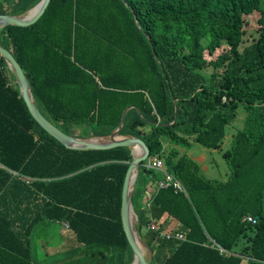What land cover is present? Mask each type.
I'll return each instance as SVG.
<instances>
[{
    "label": "trees",
    "instance_id": "1",
    "mask_svg": "<svg viewBox=\"0 0 264 264\" xmlns=\"http://www.w3.org/2000/svg\"><path fill=\"white\" fill-rule=\"evenodd\" d=\"M39 1L0 0V15H24ZM250 19L257 27L247 35ZM0 45L66 134L109 136L130 107L117 134L163 157L188 193L156 188L161 174L139 168L141 240L156 249L164 214L185 236L170 241L162 264H264V0H50L34 24L0 29ZM9 76L0 58V264H39L32 238L52 221L67 224L75 243L103 247L101 263L130 264L120 208L131 150L65 148L33 120ZM240 107L226 180L205 178L175 147L164 155L165 144L219 149ZM152 220L157 229L147 230Z\"/></svg>",
    "mask_w": 264,
    "mask_h": 264
},
{
    "label": "water",
    "instance_id": "2",
    "mask_svg": "<svg viewBox=\"0 0 264 264\" xmlns=\"http://www.w3.org/2000/svg\"><path fill=\"white\" fill-rule=\"evenodd\" d=\"M49 1L50 0H40L24 15L17 16L1 14L0 29L6 26L26 27L34 24L44 13ZM32 10H34V12L28 15L27 13ZM0 58L4 60L7 68L13 74L17 88L19 90V94L22 97L27 107V110L33 120L39 125L41 129H43L49 136L54 138L65 148L73 150H107L116 147H128L131 150L132 160L129 163L128 169L126 171L121 192V223L126 240L132 251L133 259L130 264L133 263L135 256L138 257L139 264H149L150 259L146 260L144 255L140 252L137 243L134 239V235L149 251L150 249L141 240L139 236V230L136 228V230L134 229L135 231H133L131 223V216L135 215L136 217L132 206L131 196L135 187V182L137 180L139 167L141 163L148 158V150L142 140L132 136H120L117 134L122 126L125 114L130 107H128L123 112L122 117L120 119L119 127L116 130L112 131L109 136L82 138L71 133L66 134L58 127H56L40 112L32 96L31 87L24 74V71L14 59L12 54L7 49L3 48L1 45ZM134 145L137 146V148L139 149L138 154H136L132 150V147Z\"/></svg>",
    "mask_w": 264,
    "mask_h": 264
},
{
    "label": "rangeland",
    "instance_id": "3",
    "mask_svg": "<svg viewBox=\"0 0 264 264\" xmlns=\"http://www.w3.org/2000/svg\"><path fill=\"white\" fill-rule=\"evenodd\" d=\"M248 21L251 22V24L246 27L247 35H251V30L257 26L255 24V19H250ZM7 71L11 74V76H13L8 68ZM11 76L9 77L11 78ZM13 84L16 85V82L13 81ZM244 120L245 113L242 107H240L237 109L236 119L226 128V135L220 144L219 149H207L195 142L192 143L188 149L165 144L164 155H166L172 147H175L179 150L180 155H186L199 165L201 173L205 178L209 180L224 181L229 176V169L223 158V153L229 148L232 136L243 127ZM70 133L80 137L84 133V130L74 129L71 130ZM161 159L164 161L163 157H161ZM184 196L188 197L187 191ZM141 201L143 204L145 203L144 199ZM132 224L136 230L138 224L137 218L132 221ZM173 225H175V229L178 228L176 227L177 223L174 220ZM167 226L168 224H165L164 228ZM145 230L146 229L144 228V231ZM168 230L164 229V231ZM251 234V231H248L246 236H251ZM68 238H70L68 230L63 228V226L57 222L52 221L40 225L32 238V260L38 262L39 264H45L46 262V264H53V262H55L54 264H108V260H104L102 261L103 263H101V255L106 252L103 247H85L77 242L75 243L72 236V243L70 246V244H66V242H64ZM159 242L163 243L167 241L160 239ZM246 244L249 245L250 243L247 242ZM60 245H64V248ZM153 251L151 252V250H148L149 256L146 257V260L150 259ZM105 256L108 257L107 254H105Z\"/></svg>",
    "mask_w": 264,
    "mask_h": 264
},
{
    "label": "built area",
    "instance_id": "4",
    "mask_svg": "<svg viewBox=\"0 0 264 264\" xmlns=\"http://www.w3.org/2000/svg\"><path fill=\"white\" fill-rule=\"evenodd\" d=\"M140 167L144 168L146 171H155L161 174V177L155 181L156 188H172L175 193H183L186 194V189L182 185V183L171 173H169L162 161V159L158 156L148 157L145 161H143ZM139 167V168H140ZM154 192V190H152ZM144 205L148 208L149 202L145 200ZM247 221L250 223H255V219L248 217ZM67 227V224H64ZM147 230H156V223L150 222L146 227ZM161 240L163 241H173V240H183L184 234L180 232H172V230L168 231H160L159 233ZM212 246H215L216 249L222 254L226 253V251L220 247L218 244L211 241Z\"/></svg>",
    "mask_w": 264,
    "mask_h": 264
},
{
    "label": "crops",
    "instance_id": "5",
    "mask_svg": "<svg viewBox=\"0 0 264 264\" xmlns=\"http://www.w3.org/2000/svg\"><path fill=\"white\" fill-rule=\"evenodd\" d=\"M147 189H150V186L146 185ZM173 220L171 217L167 216V214H164L161 219L158 221L159 225L160 223H162V227L164 228L165 224H168L167 227H165L164 229L166 230H174L175 229V225H173ZM175 221V220H174ZM153 223H156L155 220H152ZM58 224L62 225L63 228L66 229L65 225L63 223L57 222ZM176 227H178V225H176ZM164 231V230H163ZM64 242H66V244H70L72 243V239L68 238L66 239ZM244 242V239L241 241V243ZM61 246V245H60ZM62 248H64V245L61 246ZM146 252H145V258L148 255V250L145 247ZM174 249V245L171 242H163V243H158L157 247L155 249V251H153V254L150 257V264H162L163 261L165 260V258L173 251ZM47 263V262H46ZM45 263V264H46ZM55 262H53L54 264ZM52 264V263H50ZM240 264H249V260L247 257L242 258V262Z\"/></svg>",
    "mask_w": 264,
    "mask_h": 264
},
{
    "label": "bare ground",
    "instance_id": "6",
    "mask_svg": "<svg viewBox=\"0 0 264 264\" xmlns=\"http://www.w3.org/2000/svg\"><path fill=\"white\" fill-rule=\"evenodd\" d=\"M34 12V10H32V11H30L29 13H27L28 15L29 14H31V13H33ZM2 35V34H1ZM132 150H133V152H135L136 154H138L139 153V149L137 148V146H133L132 147ZM136 217H135V215H132L131 216V223H132V221H134V219H135ZM132 228H133V231H135L134 230V227H133V224H132ZM134 239H135V241H136V243H137V246H138V248H139V250H140V252L145 256V252H146V249H145V246L136 238V236L134 235ZM132 264H139V261H138V257L137 256H135V259H134V261H133V263Z\"/></svg>",
    "mask_w": 264,
    "mask_h": 264
}]
</instances>
